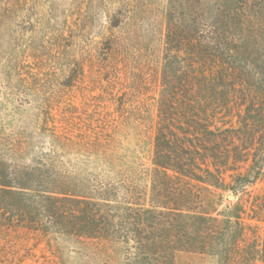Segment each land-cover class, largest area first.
Segmentation results:
<instances>
[{
    "label": "trees",
    "instance_id": "trees-1",
    "mask_svg": "<svg viewBox=\"0 0 264 264\" xmlns=\"http://www.w3.org/2000/svg\"><path fill=\"white\" fill-rule=\"evenodd\" d=\"M193 8L196 15L190 19H162L167 31L158 60L152 67L146 68L145 61L125 71L129 90L139 99L116 94L110 118L102 115L90 129H82L73 126L76 116L69 107L59 118L54 97L42 100L35 135L47 151L23 163V140L11 150L16 158L0 156V224L13 226L20 219L50 240L69 236L103 246L120 244L148 257L154 255L151 250L173 245L176 252L230 260L228 236L239 221L214 215L217 209L204 193L221 188L230 159L236 163L241 154L234 129L217 122L238 105L245 88L244 39L221 13L209 19L200 5ZM60 37L68 40L65 33ZM137 39L133 33L131 40ZM105 40L112 53L120 49L112 36ZM74 64L73 76L84 77V63ZM149 79L158 89L155 117L143 102ZM147 124L153 131V166L142 186L126 179L128 151L122 141L127 131ZM232 180L228 187L233 190L250 181L241 173ZM160 234L172 237L159 240Z\"/></svg>",
    "mask_w": 264,
    "mask_h": 264
},
{
    "label": "rangeland",
    "instance_id": "rangeland-1",
    "mask_svg": "<svg viewBox=\"0 0 264 264\" xmlns=\"http://www.w3.org/2000/svg\"><path fill=\"white\" fill-rule=\"evenodd\" d=\"M195 4L209 19L221 13L244 39L240 57L246 67L245 88L238 105L217 122L234 129L241 154L236 163L230 159L221 188L204 191L217 209L214 215L239 221L227 237L230 260L220 263L210 253L176 252L173 245L151 250L154 255L148 257L120 244L103 246L69 236L50 240L18 219L13 226L0 224V264H264V0H0V156L16 158L11 150L23 140V163L47 151L35 135L42 123V100L54 97L57 117L69 107L76 116L73 126L90 129L102 115H113L116 94L139 99L129 90L126 69L145 61L146 68L152 67L167 31L162 19H190L196 15ZM133 33L137 40H131ZM109 36L120 45L116 53L105 40ZM75 60L84 63V77L73 76ZM144 89L143 102L155 117L154 79ZM148 126L125 131L122 141L128 151L126 179L142 186L153 166V131ZM240 173L250 181L230 189L233 176ZM168 237L172 235L160 234L159 240Z\"/></svg>",
    "mask_w": 264,
    "mask_h": 264
},
{
    "label": "water",
    "instance_id": "water-1",
    "mask_svg": "<svg viewBox=\"0 0 264 264\" xmlns=\"http://www.w3.org/2000/svg\"><path fill=\"white\" fill-rule=\"evenodd\" d=\"M229 198H230V199H234L235 196H234V195H229Z\"/></svg>",
    "mask_w": 264,
    "mask_h": 264
}]
</instances>
